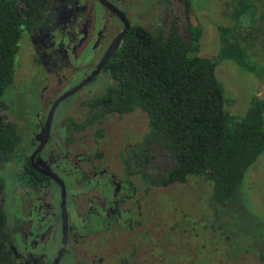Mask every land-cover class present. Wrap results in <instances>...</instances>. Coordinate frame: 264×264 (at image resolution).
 Wrapping results in <instances>:
<instances>
[{"label": "flooded vegetation", "instance_id": "1", "mask_svg": "<svg viewBox=\"0 0 264 264\" xmlns=\"http://www.w3.org/2000/svg\"><path fill=\"white\" fill-rule=\"evenodd\" d=\"M107 1L125 14L131 26L124 10L113 0ZM98 4L103 9L96 10ZM49 8L53 9L47 14ZM122 28L119 17L99 0H51L41 26L28 34L34 37L39 58L51 66L47 70L60 73L56 82H48L51 84L48 93L40 89L39 103H44L47 111L25 156L22 159L19 153L6 170L14 176L17 185L4 187L1 174L4 169L0 170L1 206L8 199L5 189L14 188L8 199L7 217L3 210V236L17 264L149 263L147 255L139 251L140 243L131 253H125L127 235L138 239L141 231L151 234L149 227L152 226H144L149 222V210L136 198L147 199L151 188L158 190L174 185L160 184L174 160L156 143L144 151L143 139L148 127L136 132L125 125L137 135H129L118 145L113 139L118 125L112 133L108 132L107 118L142 113L141 110L108 114L100 121L85 124L91 113L85 102L102 93L112 82L104 70L110 57L96 74L86 79L95 71ZM37 35L38 39L42 38L40 43ZM93 83L97 85L92 93L89 87ZM72 89L75 90L55 106L46 134V122L53 104ZM68 107L73 109L72 114H68ZM103 141L107 143L100 144ZM166 160L171 164L166 166ZM35 167L62 181L63 196L61 185ZM24 171L28 174L23 175ZM139 190L142 191L139 193Z\"/></svg>", "mask_w": 264, "mask_h": 264}, {"label": "trees", "instance_id": "2", "mask_svg": "<svg viewBox=\"0 0 264 264\" xmlns=\"http://www.w3.org/2000/svg\"><path fill=\"white\" fill-rule=\"evenodd\" d=\"M50 1L0 0V170L16 161L20 150L21 137L4 99L13 86L19 41L41 26ZM183 1L189 7V1ZM254 10L251 0H236L233 19L241 26V19ZM217 31V54L207 57L199 55V25L188 23L186 39L175 15L163 30L131 24L104 67L111 84L85 102L91 111L85 124L141 110L148 127L144 151L156 143L174 160L160 184L203 177L212 184L211 205L222 210L235 198L247 169L264 154V97L252 96L241 116L226 112L230 99L216 76L217 65L226 60L247 72L258 70L236 27L220 25ZM4 224L0 204V264H17L3 236ZM258 258L264 262V242Z\"/></svg>", "mask_w": 264, "mask_h": 264}, {"label": "rangeland", "instance_id": "3", "mask_svg": "<svg viewBox=\"0 0 264 264\" xmlns=\"http://www.w3.org/2000/svg\"><path fill=\"white\" fill-rule=\"evenodd\" d=\"M113 1L124 10L132 24H140L148 30L166 29L172 15H175L179 31L187 39L188 23L199 25L203 31L200 56L213 57L217 54V26L236 27L249 60L258 72L244 71L226 60L217 65L216 76L225 88V96L230 99L225 110L234 117L241 116L252 96L264 97V0H251L254 13L242 18L241 26L233 19L236 0H188L189 7L183 0ZM97 6L96 10L103 9L99 4ZM52 9L49 8L47 14ZM104 13L106 16L107 13ZM38 35L36 39L39 42L42 38L38 39ZM48 67L51 68L39 58L34 37L24 33L15 59L13 86L4 96L8 103V118L15 123L21 137L19 153L22 159L47 111L45 104L39 103L40 89L44 94L48 93L51 89L49 83L59 78L60 72H49ZM95 84L89 87L92 93ZM46 85L47 91L44 92ZM72 110H67L68 114H72ZM146 121L144 112H136L120 118L109 117L106 124L110 133L118 125L113 136L118 145L129 135H137L129 129L145 131ZM106 143L103 141L100 144ZM166 163V166L171 164L169 160ZM9 166L1 172L4 187L8 188L17 185L14 176L6 171ZM138 188L141 189L140 186ZM13 189H5L8 199ZM149 194L147 199L141 200V196L136 199L149 210V222H145L144 226H152L149 227L151 234L141 231L138 239L128 234L125 253H131L140 243L139 251L147 255V264H264L258 258L264 242V154L247 169L235 198L222 210L211 205L212 184L203 177L189 176L184 183L158 190L151 188ZM8 199L4 205L1 202L6 217L10 209ZM15 214L20 216L17 211Z\"/></svg>", "mask_w": 264, "mask_h": 264}, {"label": "water", "instance_id": "4", "mask_svg": "<svg viewBox=\"0 0 264 264\" xmlns=\"http://www.w3.org/2000/svg\"><path fill=\"white\" fill-rule=\"evenodd\" d=\"M103 5H105L109 10H111L114 14H116L119 19L122 21V25L123 28L120 31V33L117 35V37L115 38V40L113 41V43L111 44V46L109 47V49L107 50L106 54L104 55V57L102 58V60L100 61L99 65L96 67L95 71L86 79L89 80L94 74H96V72L102 67V65L104 64V62L111 56V54L114 52V50L116 49V47L118 46V44L120 43L122 37L124 36V34L127 32V30L130 27V23L129 20L126 18L125 14L119 10L116 6H114L113 4L109 3L107 0H99ZM84 80L81 85L83 83H85ZM78 88V87H77ZM75 88V89H77ZM75 89H72L71 91H69L68 93H65L62 97H60L58 100L55 101V103L53 104L50 113L48 115V119L46 122V129H45V133L47 134L49 126H50V121H51V117H52V113L54 111L55 106L57 105V103L66 95H68L69 93H72ZM36 170H38L40 173H44V174H48L49 176L53 177L60 185H61V189H62V196H63V192H64V187H63V183L61 180H59L58 178H56L54 175L47 173L41 169H39L38 167H35Z\"/></svg>", "mask_w": 264, "mask_h": 264}]
</instances>
